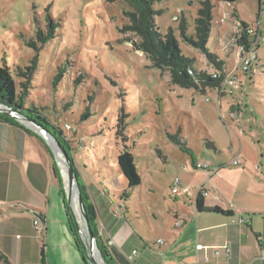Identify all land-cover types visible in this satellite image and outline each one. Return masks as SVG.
Here are the masks:
<instances>
[{"label":"rangeland","instance_id":"374dc122","mask_svg":"<svg viewBox=\"0 0 264 264\" xmlns=\"http://www.w3.org/2000/svg\"><path fill=\"white\" fill-rule=\"evenodd\" d=\"M201 1L166 0L156 4L155 10L161 11L155 17L156 28L162 36L172 30L183 56L192 59L197 70H214L208 53L222 60L227 75L237 81L235 98L232 89L226 87L218 92L199 94L173 86L167 71L152 67L143 53L133 51L132 43L124 41L137 38L118 33V27L128 23L124 15L127 8L122 3L0 0V65H6L15 76L19 92L20 83L26 81L18 77L17 72L30 67L37 55L35 74L28 92L23 95L25 107L40 110L59 136L57 140L50 131L31 120L27 123V119L8 109L19 124L36 133L38 156L42 163L45 160L50 165L49 172L43 174L44 181L49 183L46 195L50 206L43 211V232L32 229L28 234L30 238L26 239L24 233L15 229L14 218L7 215L9 211L0 205V264H83L52 173V158L83 248L88 247L89 235L79 199L72 204L69 155L76 169L73 176L76 181L81 180L91 197L94 223L104 241H108L104 231L108 219L125 215L127 211L124 202L119 203L113 195L112 186L101 171L105 167L114 171L111 169L116 167L115 156L125 146L133 154L141 178L140 187L129 193L130 201L126 202L127 222L136 232L135 218L147 230L149 226L151 231L164 228L166 221L171 220L167 197L174 178L199 180L201 174L196 171H203L199 166L214 167L233 158L230 147L234 153L241 151L239 158L247 157L253 173L259 166L264 167V0H238L233 6L213 0L208 53L185 42L179 32V19L184 18L187 35L194 37L193 22ZM50 20L57 24L51 41L38 44L37 49L24 44L35 42L37 31L45 34ZM241 23L258 32L249 53L238 46ZM241 55L251 59L248 73L241 68ZM60 71L62 77L53 87ZM220 101L222 108L217 105ZM231 102L237 110L230 108ZM87 110L90 117L82 119ZM227 111L237 114L242 111L250 126H241L239 119L234 125L226 118ZM120 119L124 121L127 138L124 142L116 136ZM171 138L183 140L189 150H181ZM210 142L215 143L221 154L205 147V143ZM124 183L120 176L117 185ZM73 186L79 193L78 182ZM100 188L108 194V200L114 202L113 215L110 214L112 205L103 198ZM15 220L20 225L24 223V219ZM108 231L111 230L108 228ZM154 231L150 232L152 237ZM97 253L100 262L106 264L100 251ZM85 255L87 258V251Z\"/></svg>","mask_w":264,"mask_h":264},{"label":"crops","instance_id":"0c3cea01","mask_svg":"<svg viewBox=\"0 0 264 264\" xmlns=\"http://www.w3.org/2000/svg\"><path fill=\"white\" fill-rule=\"evenodd\" d=\"M232 94L235 98L236 89ZM222 104V101L217 102L220 108ZM231 107L236 106L231 102ZM231 111L226 112V118L231 123L235 125L234 121L239 119L241 126H250L251 123L245 118V113L238 111L240 114L237 120H233L230 117L233 113ZM30 131L34 135L18 126L0 121V205L9 211L7 215L14 218L15 229L24 233L26 239L30 238L28 234L34 229V214L43 218L44 224L43 211L50 206L46 195L49 183L44 181L43 174H47L51 168L47 161L41 162L35 139L36 133ZM242 131L245 133L244 127ZM210 144L212 149L209 150L221 154L214 142ZM229 150L233 153V158L209 167L211 176L205 171L195 170L201 174L199 180L190 182L175 178H179L185 187L202 186L209 192V196L202 199L204 209L219 208L224 212H230L231 215L198 213L195 204L172 199L169 194L167 209L171 220L166 221L165 227L151 231L149 226L147 230L135 218L133 221L138 230L136 232L127 222L129 210L128 205H125L126 214L108 219L109 223L104 230L108 235L106 240L109 242L110 253L115 263L264 264V167L259 166L253 173L249 169L251 163L246 160L247 157L239 158L240 150L237 153L233 152V147ZM236 158L239 164L232 166L230 163ZM240 159L244 161L241 162ZM52 160L54 176L55 162L53 158ZM112 187L113 195H117V189ZM101 190L103 198L108 200V194ZM45 203L48 205H44ZM107 203L112 205L111 213L107 212L113 215L114 202L108 200ZM104 215L107 218V215ZM15 219H24V223L20 225ZM176 219L183 222L180 228L174 226ZM108 228L111 231H108ZM158 240H161L163 245H158L156 243ZM133 252L136 254L129 260Z\"/></svg>","mask_w":264,"mask_h":264},{"label":"trees","instance_id":"16d2710c","mask_svg":"<svg viewBox=\"0 0 264 264\" xmlns=\"http://www.w3.org/2000/svg\"><path fill=\"white\" fill-rule=\"evenodd\" d=\"M166 0H104L107 4L122 3L127 8L125 12V17L127 18V24L118 27V33L120 35L132 34L137 40L125 38L124 41L132 43L133 51L143 53L146 58L152 63V67L158 70H165L168 72L170 77V82L173 86H176L185 90H192L199 94H205L207 91H221L225 88L224 80L228 77L227 71L225 70V63L220 60L216 55L208 53L207 44L209 41L211 26L213 22V0H203L200 2V8L197 11V17L194 20V37H189L187 35V22L184 18H180L179 32L180 37L187 43L207 52V56L211 65L213 66V71L208 72L204 70H197L194 67V61L190 58L183 56L178 41L175 38L172 30H168L167 34L162 36L159 34L156 25L155 17L161 13V11L155 10V5L160 4ZM216 3L227 4L233 6L238 0H214ZM57 24L53 21H48L47 32L43 34L40 31L36 33V41H26L24 44L37 49V45H45L53 39L54 27ZM251 31V33H249ZM238 46L243 48L244 52H249L253 44L257 41L258 32H253L251 26L245 23H241V34L239 35ZM37 55L30 62L31 66L24 70L19 69L17 76L24 79L26 82L20 83L21 91L18 92V86L15 81V76L11 73L9 68L2 64L0 65V104L10 109L12 112L20 114L27 120L35 122L37 125L43 127L45 130L50 131L51 134L59 140V136L56 129L49 123L46 117H44L40 110L32 107H25V102L23 99L24 93H27L29 83L35 74V69L37 65ZM15 72V71H14ZM216 75L214 78L213 75ZM62 77V72L60 71L58 75L54 78L53 87L57 85L59 79ZM226 88H229L226 86ZM232 89V88H229ZM234 89L231 90L233 92ZM236 113V112H233ZM90 113L88 110L82 116V119H88ZM124 118V116H123ZM0 121L18 126L26 130L29 134L34 135L29 129H26L21 124H19L13 116L5 115L0 113ZM124 121L120 119L119 125L116 130V136L124 142L127 138L124 136ZM171 141L175 145L180 147L182 150H186L183 140H178L177 138H171ZM207 149H212V144L205 143ZM188 150V149H187ZM188 152V151H186ZM190 152V151H189ZM51 154V153H50ZM52 156V155H51ZM53 157V156H52ZM70 157V165L73 172L76 171L74 161ZM116 167L111 169L114 171H109V167H105L101 171V174L107 177L108 183L117 189V201L124 202L126 205L127 200H129V193L141 185V178L137 173L135 166L134 156L131 153L129 147L125 146L121 152L115 156ZM124 179V185H117V181L120 176ZM54 178L59 186V194L63 198V204L66 211L67 221L70 228V232L75 238V245L77 251L81 254L83 264H89L85 255V250L81 244L78 229L75 224L74 217L71 213L70 206L67 203L65 191L63 189L62 181L59 176L57 166L54 164ZM115 178V180H114ZM79 184V195L82 202V207L84 214L87 219L88 227L90 228L94 238L96 239L97 247L101 253L106 264H116L109 248V242L104 241L98 232L97 226L95 225V212L94 206L91 201L90 195L87 193L85 185L78 178ZM124 187V188H122ZM114 194V192H113ZM114 196H112L114 198ZM115 197V198H116ZM195 207L198 213L210 212L220 215H231L230 212H224L219 208L204 209L202 199H197ZM35 218L40 219L44 222L43 218L39 215L34 214ZM2 258L7 263V259L2 256ZM8 264V263H7Z\"/></svg>","mask_w":264,"mask_h":264},{"label":"built area","instance_id":"2783aa9c","mask_svg":"<svg viewBox=\"0 0 264 264\" xmlns=\"http://www.w3.org/2000/svg\"><path fill=\"white\" fill-rule=\"evenodd\" d=\"M249 33H251V31ZM250 62H251V59L249 57H247L246 55H241V68L245 73H248V71H249ZM213 77L215 78L216 75L214 74ZM236 85H237V81L230 76H228L224 80V86L225 87L227 86L229 88L235 89ZM237 116H238L237 113H232L230 115L231 119H233V120H237ZM67 128L70 129L69 126H67ZM230 164L232 166H237L239 164L238 159L237 158L234 159ZM199 169L207 172V175H209V176L212 175L211 172H209V165L208 164L205 166H199ZM170 196L172 199L185 200L190 204H195L197 199H203V198L209 196V192L206 191L202 186H198V187H194V188L185 187L182 185V182L179 178H175L173 180L172 186L170 188ZM33 225H34V229L37 233L43 232V229H42L43 223L40 219L35 218ZM182 225H183V222L181 220H177V219L175 220V222H174L175 228H180ZM156 243L160 246L163 245V242L161 240H158ZM226 253H228V251H226ZM135 254H136V252H133V254L129 258V260H131Z\"/></svg>","mask_w":264,"mask_h":264},{"label":"water","instance_id":"95a60500","mask_svg":"<svg viewBox=\"0 0 264 264\" xmlns=\"http://www.w3.org/2000/svg\"><path fill=\"white\" fill-rule=\"evenodd\" d=\"M0 113H1V114H5V115H10V111H9L7 108L2 107L1 105H0ZM27 123H31V121H30V120H27ZM69 171H70V175H69V185H70V186H73V183L76 184V179H75V177L73 176V170H72L71 165H69ZM75 190H76V188H75ZM77 192H78V189L76 190V193H77ZM78 194H79V193H77V199H79L78 202H79V204H80V212H81V214H82V216H83V219H84V221H85V223H86V226H87V229H88V235H89L88 247L84 246V250H85V252L87 251V254H88V255H87V262H88L89 264H98V263L95 261L94 257H93L92 251H93V248H94L96 251L99 252V249H98V247H97V244H96L95 238H94V236H93V234H92L90 228L88 227L87 219H86V216H85V214H84L83 207H82V202H81L80 196H79ZM75 224H76V223H75ZM76 226H77V225H76ZM100 256H101V255H100Z\"/></svg>","mask_w":264,"mask_h":264},{"label":"bare ground","instance_id":"6f19581e","mask_svg":"<svg viewBox=\"0 0 264 264\" xmlns=\"http://www.w3.org/2000/svg\"><path fill=\"white\" fill-rule=\"evenodd\" d=\"M73 187L75 188V186H70L69 185V190L71 191V197H72V200H73V203L72 204L75 205L78 200H77V195H76L77 193H75V190H74ZM92 254H93V257H94V259L96 260V262L98 264H103L102 262H100L98 253H97V251L94 248H93Z\"/></svg>","mask_w":264,"mask_h":264}]
</instances>
